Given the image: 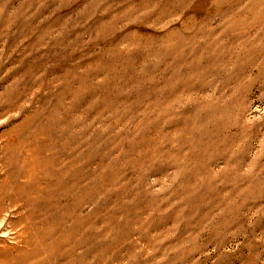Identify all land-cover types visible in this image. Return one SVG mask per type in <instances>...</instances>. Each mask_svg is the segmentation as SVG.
Wrapping results in <instances>:
<instances>
[{
    "label": "rangeland",
    "instance_id": "rangeland-1",
    "mask_svg": "<svg viewBox=\"0 0 264 264\" xmlns=\"http://www.w3.org/2000/svg\"><path fill=\"white\" fill-rule=\"evenodd\" d=\"M0 97V264H264V0H0Z\"/></svg>",
    "mask_w": 264,
    "mask_h": 264
},
{
    "label": "bare ground",
    "instance_id": "bare-ground-1",
    "mask_svg": "<svg viewBox=\"0 0 264 264\" xmlns=\"http://www.w3.org/2000/svg\"><path fill=\"white\" fill-rule=\"evenodd\" d=\"M0 98H3V97H0ZM4 99H5V98H4ZM2 101H4V100L2 99ZM2 101H1V103H2ZM45 137H46V136H45ZM48 143H49V142H48ZM60 144H61V143H60ZM60 144H59V145H60ZM44 145H45V144H44ZM42 146H43V145H42ZM55 146H56V145H55ZM24 150H25V149H24ZM34 155H35V154H34ZM25 156H26V155H25ZM31 160H32V159H31ZM50 160H51V159H50ZM65 161H66V160H65ZM0 205H1V204H0ZM38 213H39V212H38ZM38 213H37V214H38ZM13 220H14V219H13ZM10 221H11V220H10ZM22 222H23V221H22ZM6 236H7V235H6ZM27 237H28V236H27ZM13 240H14V239H13ZM21 240H22V239H21ZM14 241H15V240H14Z\"/></svg>",
    "mask_w": 264,
    "mask_h": 264
}]
</instances>
